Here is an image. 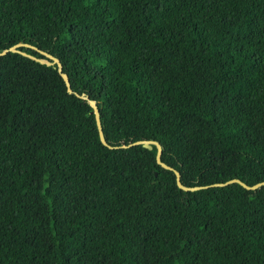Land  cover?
Wrapping results in <instances>:
<instances>
[{"label":"trees","instance_id":"1","mask_svg":"<svg viewBox=\"0 0 264 264\" xmlns=\"http://www.w3.org/2000/svg\"><path fill=\"white\" fill-rule=\"evenodd\" d=\"M0 264H264V0H0ZM156 172V173H155Z\"/></svg>","mask_w":264,"mask_h":264},{"label":"water","instance_id":"2","mask_svg":"<svg viewBox=\"0 0 264 264\" xmlns=\"http://www.w3.org/2000/svg\"><path fill=\"white\" fill-rule=\"evenodd\" d=\"M21 45H26V46H31L33 48H36L45 57H36V56H34V55L30 54V53H27L25 51H22V53L27 54V55H29V56H31V57H33V58H35V59H37V60H39L41 62H45V63H48V64H56L59 73L61 74V76L63 77V79L65 81V84H66V87H67L68 92H74L77 96L86 99L89 102V104L92 106V111L94 112V115H95V120H96V124H97V128H98L100 140L105 145H108V146L111 147L112 145H110L107 142V140L105 139L104 132H103V129H102V124H101V119H100V112H99V108H98V105H97L95 99L90 98L89 95L87 93H85V92L79 93V92L74 91L72 89L71 84H70V81H69L68 74L65 71H63L62 62L60 61V59L57 56L53 55L52 53H50L48 51H45L43 49H40V48H38L37 46H35L33 44L27 43V42H17V43H14L11 46L2 49L0 51V54H4L8 50H12V51L19 50V51H21L19 49V46H21ZM140 143L143 146L148 147V148H152L153 147V144L156 145V147H157L156 161L159 164H161L163 167L172 169L174 171L177 185L180 188L184 189V190H195V189H200V188H203V187H207L209 185H224V184H227V183H230V182H239L240 184H242L246 188H256V187L264 184V180L255 182L253 184H248V183L244 182L243 180H241L238 177H233V178L227 179L226 181H217V182H213V183H210V184H204V185H186V184H184L181 181V176H180L179 170H177L173 166H171V165L167 164L166 162H164L163 160H161L162 146H161V144H160L159 141L154 140V139H137V140H134V141L129 142L127 144H122L121 146H129V145L140 144Z\"/></svg>","mask_w":264,"mask_h":264}]
</instances>
